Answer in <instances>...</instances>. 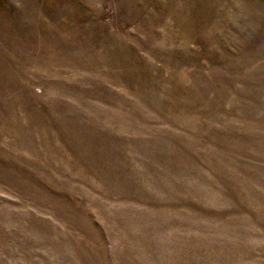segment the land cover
<instances>
[{"label":"rangeland","instance_id":"374dc122","mask_svg":"<svg viewBox=\"0 0 264 264\" xmlns=\"http://www.w3.org/2000/svg\"><path fill=\"white\" fill-rule=\"evenodd\" d=\"M0 264H264V0H0Z\"/></svg>","mask_w":264,"mask_h":264}]
</instances>
